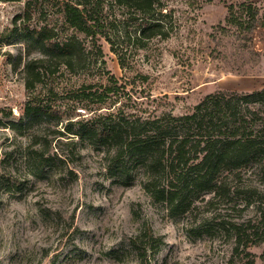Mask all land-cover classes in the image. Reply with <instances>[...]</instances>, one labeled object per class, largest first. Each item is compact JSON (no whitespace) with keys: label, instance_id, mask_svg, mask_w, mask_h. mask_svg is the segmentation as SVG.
I'll list each match as a JSON object with an SVG mask.
<instances>
[{"label":"rangeland","instance_id":"rangeland-1","mask_svg":"<svg viewBox=\"0 0 264 264\" xmlns=\"http://www.w3.org/2000/svg\"><path fill=\"white\" fill-rule=\"evenodd\" d=\"M239 1L167 0L168 39L143 41L142 48H136L132 41L117 40L116 48L129 62L126 69L121 67L110 43L102 39L104 63L88 58L86 67L78 73L61 72L56 78H44L37 87L36 93L50 87L62 93L45 95L67 113L58 125L51 124L63 129L69 119L90 118L96 114L94 108L103 106V110L122 106L127 112L145 114L152 110L180 116L208 94L263 88L264 25L255 29L252 41L227 25L228 4ZM253 1L263 23L264 0ZM28 10L32 18L27 20V26L63 29L60 2L32 0ZM111 10L119 12L121 8L113 6ZM26 11V0L0 1V116L3 108L12 110L16 117L20 115L28 98L25 64L41 54L38 44L29 46L20 37L10 43L3 39L15 26V17ZM139 22L131 21L132 34L138 31ZM64 31L74 32L66 27ZM110 74L126 84L122 97L105 96L100 102V97L85 100L82 90L89 92L90 88L84 87L92 85L102 90L101 83L106 84ZM139 74L149 78L143 82ZM147 93H152L156 101ZM254 106L257 105H250ZM259 120L264 121L263 109ZM53 129L38 125L24 130L28 135H21L0 127V264H250L251 258L242 248L235 249L234 234L218 222L250 221L264 230V221L260 220L264 212V156L236 169L240 179L233 175L228 178L234 194L220 196L214 206L208 204L212 193L198 195L188 212L171 216L166 205L144 189L141 167L131 166V177L126 181L111 178L101 150L76 144L72 152L69 145L62 151L57 139L68 142L70 137L56 138ZM29 133L40 140H51L49 153L53 155L58 147L68 154V160H56L45 177L31 175L25 163ZM3 158H7V169L2 166ZM10 184L14 190L6 191ZM251 194L253 200L247 206ZM211 217L214 219L207 221ZM205 221L203 229H194ZM75 228L80 230L77 235ZM148 231L164 240L154 251L147 249L152 244L145 235ZM136 237L138 246L147 250L144 256L132 244ZM248 246L254 264H264V240Z\"/></svg>","mask_w":264,"mask_h":264},{"label":"trees","instance_id":"trees-1","mask_svg":"<svg viewBox=\"0 0 264 264\" xmlns=\"http://www.w3.org/2000/svg\"><path fill=\"white\" fill-rule=\"evenodd\" d=\"M26 1V13L15 17V26L3 39L10 43L12 39L20 37L29 46L38 44L41 54L31 57L25 64L24 80L28 98L20 115L16 117L12 110L3 108L0 127L10 128L21 135H28L24 130L35 129L38 125L54 127L56 138L70 137L68 142L57 139L62 151L64 146L69 145L72 152L76 144H82V147L91 145L101 150L107 175L119 181L130 179L131 166L141 167L145 173L142 182L144 189L155 200L164 203L171 216L188 212L198 195L212 193L208 204L214 206L220 196L234 194L228 178L233 175L240 179V173L234 172L236 169L264 156V139H261L264 136V121L259 120L261 109L264 111V87L252 92L220 90L208 94L190 112L180 116L152 110L145 114L127 112L122 106L103 110V106L94 108L96 114L90 118L69 119L63 129L57 128L55 125L65 119L67 113L56 102L47 100L45 95L62 93L59 94L52 87L44 93H36L43 79L56 78L61 72L78 73L86 67L88 58L92 62L94 59V62L104 63L102 39L110 43L121 67L126 69L129 62L116 48L117 40L132 41L136 48H142L145 47L143 41L168 39L167 0H55L60 2L63 15V29L58 31L37 25L27 26V20L32 18L28 10L32 0ZM113 6L121 10L113 12ZM259 17V8L253 0L228 4L227 25L236 28L240 36L245 35V40L252 41L255 29L264 25ZM132 20L140 21L135 34L129 28ZM64 27L74 32L67 34ZM120 32L122 35L119 36ZM77 33L84 37H77ZM138 78L144 82L149 76L139 74ZM101 87L102 90L92 85L85 86L90 88L89 92L82 90L85 100L100 97V102L105 96L120 99L127 91L126 84L120 83L114 74H110L106 84L101 83ZM147 96L156 101L152 93H147ZM252 104L258 107L251 108ZM28 146L25 163L31 175L45 177L56 160H68V154L60 152L58 147L53 155L49 153L51 140H40L33 133H29ZM6 160L2 159L5 169ZM227 170L231 173L226 174ZM262 170L264 175V167ZM13 190L12 184L6 186V191ZM252 196L247 198V206L252 203ZM43 213L47 214L45 211ZM261 215L263 223L264 212ZM213 219L211 217L207 221ZM218 223L234 234L235 249L240 251L242 248L241 251L251 258L249 263L254 264L248 245L264 240L261 225L250 221L232 223L223 219ZM206 225V221L201 222L194 229H203ZM78 231L79 228H75V235ZM145 235L152 243L147 249L154 251L164 242L161 236H155L153 232L148 231ZM198 235L202 236L203 233L199 231ZM138 242V237L132 239V244L144 256L147 250L138 246Z\"/></svg>","mask_w":264,"mask_h":264}]
</instances>
